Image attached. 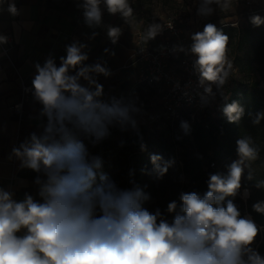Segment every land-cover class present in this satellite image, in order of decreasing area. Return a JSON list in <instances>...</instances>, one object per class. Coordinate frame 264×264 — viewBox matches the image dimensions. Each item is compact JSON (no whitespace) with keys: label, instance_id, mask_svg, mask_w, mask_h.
Returning <instances> with one entry per match:
<instances>
[{"label":"clouds","instance_id":"obj_1","mask_svg":"<svg viewBox=\"0 0 264 264\" xmlns=\"http://www.w3.org/2000/svg\"><path fill=\"white\" fill-rule=\"evenodd\" d=\"M101 5L126 22L133 15L129 0H77L88 27L102 24ZM213 5L228 9L231 0H199L197 15L211 16L216 11ZM8 10L15 14V5ZM252 23L259 26L264 21L255 16ZM161 29L152 24L146 35L154 39ZM120 34L119 27L107 29L113 44ZM228 39L212 23L191 35L189 51L196 57L193 67L203 87L204 105L215 98L212 86L221 90L230 76ZM4 43L7 37L0 35V44ZM87 47L73 41L66 46V56L60 57V66L51 54L43 65L35 64L32 95L42 105L40 115L47 123L40 134L33 132L13 147L9 158L40 174L34 184L41 200L25 193L18 202L14 193L0 187V264H264V257L251 247L259 228L250 217H241L232 199H226L237 195L247 162L258 156L253 139L236 141L239 159L228 166L226 175L209 174L206 193L181 192L178 213L177 202L168 203L166 212L176 213L169 223L160 208L151 212L144 207L151 196L143 188L134 184L121 189L101 172V158L90 155L79 139L83 133L99 142L110 135V126L138 132L134 117L140 112L134 99H101L103 86L96 76L107 78L112 73L99 61L85 64ZM222 112L228 122L237 123L244 108L233 101ZM261 120L264 111L252 123L258 125ZM181 128L186 134L190 131L186 121ZM140 148L145 151L146 145L141 143ZM150 159L157 180L174 164L160 155ZM255 186L264 189V181ZM253 209L264 214V201L253 204ZM22 229L26 231L18 235Z\"/></svg>","mask_w":264,"mask_h":264},{"label":"rangeland","instance_id":"obj_2","mask_svg":"<svg viewBox=\"0 0 264 264\" xmlns=\"http://www.w3.org/2000/svg\"><path fill=\"white\" fill-rule=\"evenodd\" d=\"M243 0H231V5L228 9H221L213 5L216 11L208 17H201L197 15V7L199 5V0H150V7L146 8L147 11L145 17L141 15L133 14L132 17L126 22L120 14H109L106 8L101 5L102 9V24L98 27H88L83 18L82 10L78 9L76 6L77 0H41L42 5L45 6V18L41 21L37 28V35L40 40L38 42V49H33L30 53L34 57L36 63L43 65L45 60L51 54L55 59L57 66H60V55L57 49H54L57 39L64 38L65 47L72 43L73 41H79L80 43L86 44L88 47L83 51L87 52L89 59L85 62L86 65H92V56L98 57L103 49H108L107 53H111L110 65L111 69H115L121 60L122 53L124 52L123 45H127V36L129 31H137L139 29H146L152 24H159L167 19H175L183 22L184 31L189 32V38L191 35L203 31V27L207 24L208 18L218 17V20L214 25L216 27L221 24H233L232 22L238 21L243 22L249 15L259 16L262 21H264V0H245L247 8H242L241 3ZM238 5V8H236ZM19 10L16 9L14 14L15 18H19ZM61 17L66 18L67 24L63 29L51 28L48 26V21L51 19L58 22ZM244 24V23H243ZM242 24V25H243ZM109 26L119 27L121 29V34L115 44L109 39L107 35V29ZM21 35L24 33V29H20ZM93 33H96L93 38ZM192 42V40H191ZM34 43H37L34 42ZM122 47V48H121ZM14 49V48H13ZM12 49V50H13ZM1 50V49H0ZM2 52V51H1ZM24 50L19 47L17 48L16 56L12 55L10 52L11 59L17 70V73L22 77L19 72V68L22 64V56ZM114 53V55H113ZM248 53V47L245 46L240 49V46L236 44L235 40L228 39L226 55L229 61L232 62V69L230 71V76L226 81V84L220 90V93H228L237 84L245 83L246 78L251 77V70L246 64V61L235 60L234 57H245ZM3 52L0 53V84L2 83H17V74L12 71L10 67L7 69L8 61L3 59ZM5 57V56H4ZM32 57V58H33ZM9 65V64H8ZM101 77L100 75L97 78ZM111 76L113 85V92L111 95L117 99L124 98L128 100V93L130 91L126 90L125 84L119 85L117 78ZM96 78V79H97ZM81 84H86L87 82L83 79ZM9 87H11L9 85ZM130 94V93H129ZM130 98H134L136 95L130 94ZM144 102L145 97H141ZM139 104H136L138 108ZM148 110V109H147ZM140 109V112H144L145 118L142 122H138V132L131 129L121 130L119 126H110V135L99 142H94L95 138L88 136L84 144L87 147L90 155L99 156L102 161L106 162L109 171V177L123 189L124 180L120 178V168L123 166L124 161L132 162L136 155H140L141 143L146 145V150L142 152V155L150 157L151 155H160L164 160H172L169 156L168 147L172 144L171 134L165 120H161L159 123L149 124L150 118L154 117L150 111ZM258 112L249 110L244 111L242 120V129L239 133V138L250 136L254 141V146L258 150V156L255 160L247 162V167L244 168V172L241 178V188L249 190L248 200H252L253 204L259 201H264V189L257 188L255 185L261 181H264V120L256 125L252 121ZM149 114L151 116H149ZM139 113L135 114L134 118H138ZM216 116L210 114L204 123L207 126L209 123L214 122ZM190 126V125H189ZM174 142L182 134H186L181 128V125L175 126ZM177 151L181 150L177 148ZM235 159V158H234ZM234 159L227 160L222 166L219 173L227 174L228 166L234 161ZM135 160V159H134ZM180 166V164H179ZM206 161L203 163V169H205ZM154 168V166H153ZM151 177L154 184V197L155 205L158 208H164L174 201V199L179 194L181 187L187 183L182 177L180 170L175 164L169 168L167 174L160 180L156 179V174L153 171ZM249 174H251V179H248ZM28 194L32 195L34 199L41 200L38 195V186L30 190ZM23 199V198H22ZM226 199H232L237 205L240 213L243 211L244 201L238 196L227 197ZM21 201V200H20ZM246 201V203H247ZM169 223L172 220L168 221ZM26 230H23V234ZM22 234V235H23ZM264 242V227H259V232L255 238L251 247L257 250L258 243Z\"/></svg>","mask_w":264,"mask_h":264},{"label":"trees","instance_id":"obj_3","mask_svg":"<svg viewBox=\"0 0 264 264\" xmlns=\"http://www.w3.org/2000/svg\"><path fill=\"white\" fill-rule=\"evenodd\" d=\"M129 4L133 8V14H139L142 17L148 14L145 10H149L146 8L151 6L150 0H129ZM237 4H241L243 9L247 8L244 5L245 0ZM238 5H236V8H238ZM251 14L246 19H243L242 23L238 21L232 22L237 23L236 27H231V23H229L221 24L217 29L227 35L230 40L234 39L240 49L245 46L248 47V53L245 54V57H234V59H240V61L244 59L251 70L252 76H248L245 83L237 84L228 93L221 94L220 90H217L216 86L213 85V92L216 95L212 99V106L197 113L194 120L190 118V110L182 112L180 119L174 122L172 128H169L172 140V144L168 147L169 156L174 160V164L180 170L183 179L187 181L174 199L177 202V213L180 212L182 206V201L179 199L181 192H197L202 196L208 190L207 180L209 174L219 173L217 170L206 168L209 162H214L221 167L227 160H233L238 157L236 141L239 139L238 135L242 129L243 117L237 123L228 122L222 112L223 106L226 103L236 101L244 108V111H264V23L259 26L253 24L252 18L255 15ZM217 20L218 17L208 18L207 23L215 24ZM181 23L183 26V22ZM189 32L188 30L185 31V36L191 41L188 35ZM210 114L216 116V120L205 126L204 123ZM161 120L159 119L154 123H159ZM182 121H186L190 125V131L187 134H182L174 142V127L181 125ZM82 142L84 143L85 141ZM177 148L181 151L178 152ZM137 152L141 154L136 155L137 157H134L132 162L127 163L124 161L123 166L120 168L119 176L124 180L123 189H131L136 184L150 194L151 199L144 204V207L154 212L158 207L155 205V189L151 177L153 168L151 156L142 155L143 151L141 150ZM204 161H206L205 169H203ZM100 171L109 176L106 162L102 161ZM37 175L40 174L29 168H23L19 173V177L29 179H35ZM97 183H99L98 177ZM245 207L257 227H264V214L254 211L252 200H248L246 206L244 205L241 217ZM160 209L168 221L174 219L176 213H167V206ZM257 251L264 257V242L258 243Z\"/></svg>","mask_w":264,"mask_h":264},{"label":"crops","instance_id":"obj_4","mask_svg":"<svg viewBox=\"0 0 264 264\" xmlns=\"http://www.w3.org/2000/svg\"><path fill=\"white\" fill-rule=\"evenodd\" d=\"M10 4H14L15 8L19 10V18H15L14 14L8 10ZM44 15L45 6L42 5L41 0H0V35H3L4 31L11 32L14 41L12 55L15 54L16 56L19 45L24 50L21 59L22 64L18 67V70L30 85H32V80L36 75V61H34V57L30 53L32 52V48L38 49L40 46H38L40 38L35 31H37L41 21L47 18ZM66 24L67 21L64 17H61L58 22L53 19L48 21V26L51 28L63 29ZM21 27L25 30L23 35L20 34ZM136 33L137 31H129L127 45H123V48L121 47L124 52L115 69H111V53H106L104 49L98 57L93 55L91 60L92 64L98 61L101 62L112 73L107 78L103 75H100L101 77L99 78L96 76L98 83L103 86L104 94L101 99L110 102L114 90L111 76H115L114 78H117L116 81H118L119 85L125 84L126 90L130 91V94L136 95L134 98H130L131 95L128 93V100H136V104H139V109H143L144 111L148 109L147 111H150L152 116H154L150 118L149 122V124H153L157 120L163 119H155L158 115L162 114V106L160 105L159 95L155 91V87L145 84L137 85L135 71L121 69V66L131 58V49ZM64 38L65 36L57 39L54 46V49L59 51L60 57L66 56V47L63 43ZM36 41L37 43H34ZM147 42L154 50L161 47V43L157 40L148 39ZM0 53H2L1 50ZM3 59L6 60L4 55ZM9 68L7 64V69ZM83 85L87 86L86 84ZM143 96L145 97L144 102L141 100ZM19 100L20 89L18 82L0 84V187L14 193L13 199L18 202L22 201L25 193L34 189L36 185L34 184V179L19 177V173L23 168L20 166L21 162L18 159L15 157L9 158L12 148L18 147L31 133L40 134L43 131V126L47 123V118L40 115L42 105L34 99L32 94L29 101L23 106V114L20 117L12 114L9 108L18 103ZM143 113L139 112L140 116L135 118L138 122H142V119L146 117ZM149 116L151 115L149 114ZM83 137V141L88 138L85 134H83ZM23 230L18 235H22Z\"/></svg>","mask_w":264,"mask_h":264},{"label":"built area","instance_id":"obj_5","mask_svg":"<svg viewBox=\"0 0 264 264\" xmlns=\"http://www.w3.org/2000/svg\"><path fill=\"white\" fill-rule=\"evenodd\" d=\"M162 29L154 39L161 43V47L154 50L148 44L146 35L149 26L142 30H137L131 58L121 66L122 70H134L136 73V84H145L155 87L159 95L162 114L155 119L163 118L168 127L172 128L174 122L180 119L181 113L190 110L191 120L195 119L197 113L212 106V99L204 105L201 101L203 87L199 84L198 74L194 70L196 57L189 51L192 44L185 36L181 21L167 19L159 24ZM236 27L237 23L230 24ZM3 36L7 37V43L0 44V49L8 61L12 71L17 74L18 86L20 89V100L9 108V111L20 117L23 114V106L29 101L32 94V85L21 77L13 64L10 52L14 48V41L10 31H4ZM183 48L184 51L180 49ZM79 139L84 140L83 134H79ZM237 157L234 161L238 160ZM207 169L220 171L221 167L214 162H209ZM12 180H14L12 178ZM245 190L248 195L245 197ZM238 196L244 201L249 198V190L240 188ZM242 217H250L246 210ZM252 219V218H251Z\"/></svg>","mask_w":264,"mask_h":264}]
</instances>
